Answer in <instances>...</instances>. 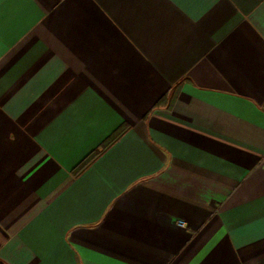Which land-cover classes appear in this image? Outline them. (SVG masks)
<instances>
[{
	"label": "crops",
	"instance_id": "0c3cea01",
	"mask_svg": "<svg viewBox=\"0 0 264 264\" xmlns=\"http://www.w3.org/2000/svg\"><path fill=\"white\" fill-rule=\"evenodd\" d=\"M0 264H264V0H0Z\"/></svg>",
	"mask_w": 264,
	"mask_h": 264
},
{
	"label": "built area",
	"instance_id": "2783aa9c",
	"mask_svg": "<svg viewBox=\"0 0 264 264\" xmlns=\"http://www.w3.org/2000/svg\"><path fill=\"white\" fill-rule=\"evenodd\" d=\"M179 225H180L181 227H186V223H185V222H180Z\"/></svg>",
	"mask_w": 264,
	"mask_h": 264
},
{
	"label": "trees",
	"instance_id": "16d2710c",
	"mask_svg": "<svg viewBox=\"0 0 264 264\" xmlns=\"http://www.w3.org/2000/svg\"><path fill=\"white\" fill-rule=\"evenodd\" d=\"M107 144H108V143H107ZM90 159H92V157H91ZM90 159H89V160H90ZM87 163H88V162H87ZM87 163H85V165H83V166H86Z\"/></svg>",
	"mask_w": 264,
	"mask_h": 264
}]
</instances>
